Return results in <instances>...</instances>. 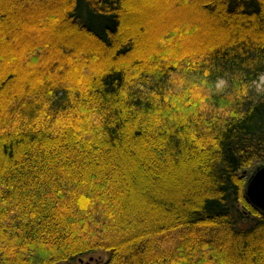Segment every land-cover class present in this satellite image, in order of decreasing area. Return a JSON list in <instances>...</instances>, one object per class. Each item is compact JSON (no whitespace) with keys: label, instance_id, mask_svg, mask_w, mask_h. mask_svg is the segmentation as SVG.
I'll return each mask as SVG.
<instances>
[{"label":"trees","instance_id":"obj_1","mask_svg":"<svg viewBox=\"0 0 264 264\" xmlns=\"http://www.w3.org/2000/svg\"><path fill=\"white\" fill-rule=\"evenodd\" d=\"M264 0H0V264H264Z\"/></svg>","mask_w":264,"mask_h":264},{"label":"water","instance_id":"obj_2","mask_svg":"<svg viewBox=\"0 0 264 264\" xmlns=\"http://www.w3.org/2000/svg\"><path fill=\"white\" fill-rule=\"evenodd\" d=\"M245 199L264 212V163L248 177L245 187Z\"/></svg>","mask_w":264,"mask_h":264},{"label":"rangeland","instance_id":"obj_3","mask_svg":"<svg viewBox=\"0 0 264 264\" xmlns=\"http://www.w3.org/2000/svg\"><path fill=\"white\" fill-rule=\"evenodd\" d=\"M264 83V77H262L260 79V81L257 83V86L261 89L262 88V84ZM263 164V163H261ZM261 164H255L252 168L246 169L245 170V174L247 175V180L248 177H250L253 173V171L257 168V166H260ZM106 259V255L103 252H97L94 253L92 255H90V257H84L82 259V262L80 260H75L74 262H71L69 264H102L104 262V260Z\"/></svg>","mask_w":264,"mask_h":264}]
</instances>
